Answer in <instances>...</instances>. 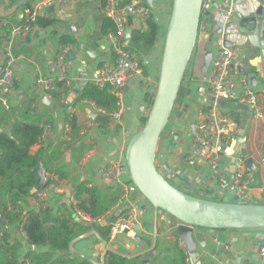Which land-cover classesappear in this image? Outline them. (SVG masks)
Listing matches in <instances>:
<instances>
[{"label":"crops","instance_id":"1","mask_svg":"<svg viewBox=\"0 0 264 264\" xmlns=\"http://www.w3.org/2000/svg\"><path fill=\"white\" fill-rule=\"evenodd\" d=\"M21 1L17 0L13 7L9 6V0L5 6H2L0 1V20L6 23V27L0 29V73L4 65V43L12 28L24 24V9L38 7L41 16L27 37L15 40L13 48L17 58L14 74L15 86L4 92L7 108L0 102V133H10L15 122L39 126L42 129V134L38 137V141L30 147L29 155L34 157L39 154L43 147H46L44 144L48 142L52 147L45 159L46 163L47 160L51 161L53 167H48L42 161L48 178L47 185L34 194H32V189L31 197L26 202L20 203L15 212L24 217L29 212H50L54 217L63 214L71 217L73 222L81 224L77 214L80 209L78 202L75 201L74 193L79 184L86 183L88 188L99 187L102 202L110 207L104 215L95 218H106L121 195L124 184L122 181L115 187L106 185L102 181V170L109 161L125 153L131 136L142 128L141 121L149 114L160 73L172 0H156L153 3L154 16L161 26V33L157 46L150 52L131 41V30L136 28L146 30L148 26L145 27L136 20H131L128 24L127 31H130V38L125 35L124 46L128 50L135 51L141 57L145 77L144 80L142 78L140 82L128 88L126 93L129 107L126 116L118 123H113L110 118L101 117L104 114L101 115L97 112L89 103L90 101L80 99L85 88L94 85L96 71L107 63L116 64L118 60V49L108 39L112 32L107 35L104 33L107 19L104 17L102 9L106 0H69L65 5L56 3L52 6L48 4L50 0H26L22 4ZM117 1L119 4L125 5L132 0ZM144 1L146 3V0ZM259 1L264 2V0ZM247 4L240 5L239 8L244 9ZM38 20L41 22L37 23ZM239 22L234 17L225 32L235 44L239 41L237 37ZM213 29V26H208L209 38L214 32ZM225 33L222 36L214 35L213 43L221 46L223 37L226 36ZM69 40L71 42H67ZM220 46L212 49L209 44H206L195 53L194 62L190 65V72L186 75L183 83L185 93L182 105L174 111L173 119L170 120L160 141L157 166L164 174L167 173L164 167H170L175 175L174 181L183 184L186 192L194 189L196 195L206 196V199L212 195L213 200H217L214 198L219 196L216 190L220 189L221 178L233 181L239 168L248 167L255 180L250 188L253 205H264V163L262 162L264 158V122L253 120L250 112L243 109L244 105L232 101L233 104L228 105L224 111L220 110L224 115L235 119L240 125V130L236 139L229 144L218 174H215L206 164L197 163L190 166L185 162L194 154L193 124L195 117L200 109L206 107L205 104L197 102L201 89L206 85L201 73L203 55L206 49H210L216 56ZM235 46L241 47V45ZM242 47L244 56L241 61V69L243 73L251 76V85L262 94L261 99L264 104V59L259 49L250 45ZM62 55L65 56L67 66L65 80L57 84L51 98H48L37 87V81L58 77L55 64ZM147 77L150 78V85L145 82ZM253 78H256L255 82L252 81ZM208 94V89L205 88V95ZM45 97L49 100L48 103L42 99ZM104 116L108 117L107 114ZM73 119L80 129V133L76 137L72 136L71 141H68L65 140V136L68 134L67 130H70L71 137L70 121ZM252 122L256 126L250 130ZM47 124L51 125L52 130L49 132V136L43 138L44 127ZM77 144H80V147L71 150ZM92 146H97L103 156H97L96 160L87 168H83L81 164L83 155ZM170 146L171 149H169ZM78 150L82 151L81 155L77 154ZM55 152H58V156L52 160ZM248 160L253 161L255 168L246 164ZM63 165H67L66 171L70 173L69 178L65 180H61L55 173V170ZM167 174L171 177L169 173ZM123 176L128 175L124 174ZM128 179L130 183L129 176ZM53 188L55 191H52ZM128 189V200L123 203L120 210L113 211V213L119 217L121 215L128 216L130 209L136 207L138 223L132 231L119 235L114 242L109 241L108 237V246L112 247L117 255L134 256L147 249L153 238L157 236L158 243L153 251L155 257L151 260V264H187L185 255L187 252L189 256L187 250L180 248L171 250L170 247H166L171 240H175L174 235L169 237L172 230L168 221L171 218L165 213H156L136 187H128ZM41 193L46 195L43 196ZM227 197L228 201H234V196L227 195ZM12 208L10 204L8 209ZM24 217L19 223L10 225L6 222L2 223L5 226L3 232L0 233V245L3 244L5 235L10 247L17 246L15 251L18 256V264L27 262L44 264L47 255L52 253V250L49 246H35L29 242L23 230L26 221V217ZM172 223H175L173 219ZM85 225L88 228L85 234L92 230L98 232L97 227L103 226L102 224L94 226L93 229L90 228L91 225ZM193 236L197 242L198 262L196 264H260L258 260L259 247L253 244L257 241L258 236L264 242V230L218 231L195 228ZM140 238H145L146 241L143 243L139 240ZM99 244L97 238L91 237L75 244V249L90 258H93L98 252V261L105 264L107 249L94 250ZM60 255L57 252L54 253L53 259ZM69 255L72 256L70 259L73 260V257L77 259L75 262L82 261L75 255L70 253ZM181 256H184V260ZM34 258L39 259L40 263ZM144 259H147V256L143 259L135 258L134 261L136 264H142ZM87 264L91 263L87 262Z\"/></svg>","mask_w":264,"mask_h":264},{"label":"built area","instance_id":"2","mask_svg":"<svg viewBox=\"0 0 264 264\" xmlns=\"http://www.w3.org/2000/svg\"><path fill=\"white\" fill-rule=\"evenodd\" d=\"M0 1L2 6L8 3V0ZM233 1L203 0L202 20L195 53L206 44H209L208 26L211 22L216 23V28L223 29L227 24L232 22L236 15ZM68 2L69 0H50L48 4L50 6L56 3L65 5ZM154 11V6L153 8L149 7L144 0H132L125 5L119 4L117 0H106L103 6L102 13L104 17L111 20L116 26V32L111 33L108 39L118 49V60L116 64L107 63L99 68L95 73L93 84L100 91L108 89L116 99V107L112 112L107 113L105 110L97 107L95 103L91 101L89 103L97 112L107 114L113 123L122 121L126 116L129 107L126 89L130 82L137 77H142L143 80L145 77L144 69L141 65V57L135 51L128 50L124 46V38L128 30V24L131 20H136L146 27L151 17L154 16ZM23 14L25 16L24 24L12 28L4 43V65L0 73V102L6 108L7 102L4 97V92L13 89L15 86L14 74L17 61L13 50L15 40L27 37L33 30L37 19L41 16L38 7L26 8ZM211 17L212 21L210 20ZM5 27L6 23L0 20V29ZM243 56L244 48L240 46L231 48L221 47L216 56H213L205 83L209 92L208 96L214 98L215 104H205L206 107L197 112L193 124L194 154L185 160L190 166L203 163L215 174H218L221 161L226 153V146L235 140L239 134V123L235 119L220 112L216 107L218 100L233 101L237 104L244 105L249 109L253 120L264 122L262 94L252 87L251 76L243 73L241 69ZM55 66L58 71V77L56 79H40L37 81V87L48 98H51L52 93L56 90L57 84L65 80L67 66L64 55L58 58ZM145 82L147 85H150V78H145ZM156 88L157 82L154 95ZM44 128L43 138L49 136V132L52 130L49 124L45 125ZM69 131L67 130L68 134L65 136V140L71 141ZM97 156L101 157L103 153L97 146H92L83 155L81 161L82 167L87 168L96 160ZM262 162L264 163V158ZM124 166H126L125 153L109 161L102 170L101 177L103 183L114 187L121 184V177L124 175ZM254 182L255 180L251 169L241 167L235 173L233 181L221 178L219 188L226 195L238 198V202L241 204H253L250 188ZM122 189L121 195L114 203L106 218H92L80 210L77 211L80 221L91 226H99L109 218L115 217V221L107 225L110 228L109 241L111 242H114L119 235L132 231L138 223V209L136 207L130 209L128 216L121 215L119 217L113 213V211L120 210L123 203L129 198L128 187L123 185ZM41 194L43 196L46 195L44 193ZM185 255L186 263L191 264L188 253L186 252ZM258 260L260 264H264V247H259ZM105 261H107L106 258ZM25 264L32 263L27 262Z\"/></svg>","mask_w":264,"mask_h":264},{"label":"water","instance_id":"3","mask_svg":"<svg viewBox=\"0 0 264 264\" xmlns=\"http://www.w3.org/2000/svg\"><path fill=\"white\" fill-rule=\"evenodd\" d=\"M25 1L22 0L20 3L22 4ZM155 1L146 0V4L153 8ZM245 3H248L247 6L244 9H240L239 6ZM233 5L236 10L235 17L240 21L237 34L239 41L235 44L226 35V27L224 29L216 28V23L211 22L210 25L213 26L214 32L208 40L209 45L213 47L214 35L222 36L225 33L226 36L223 37L221 47L231 48L235 45H241V47L250 45L255 49H259L264 59V2L259 0H234ZM202 6L203 0H172L153 104L146 123L129 140L125 152L126 166L123 167V173L129 176L133 185L151 204L155 212H163L171 218L168 221L172 230L169 237L174 235L175 240H171L166 247H170L171 250L179 248L187 250L192 264L198 262L197 242L193 236L195 228L218 231L264 230V205L241 204L238 202V198H234L233 202L225 203L192 196L170 184L166 180L164 173L157 166V153L161 136L170 123L185 81L187 68L195 54L202 20ZM210 20L212 21V17ZM126 37L130 38V31H127ZM237 37L235 36V39ZM213 56V50H205L201 67L204 82L206 81V75ZM141 80L142 77L135 78L128 85L126 92L131 85ZM255 80L256 78H253L252 81L255 82ZM205 88L206 85L201 89L197 102L214 105V98L205 95ZM42 99L45 100V103L49 101L46 97ZM242 107L248 113L250 112L246 106ZM78 147H80V144L73 146L71 150H76ZM169 149H171V146ZM246 164L251 168H255L252 160L246 161ZM164 170L172 178L175 177L170 167L166 166ZM32 172L38 175L36 187L32 190V194H34L47 185L48 178L42 161L39 162ZM52 191H55V189L53 188ZM217 198L215 197V199ZM115 219V217H112L103 222L102 225L107 226L108 223L114 222ZM172 219L175 223H172ZM90 228L94 229V226H90ZM91 237L97 238L100 242L94 248L95 251L107 249V253L116 254L114 249L108 246L107 241L96 230H92L72 241L69 246V253L91 264H101L98 261V252L93 258H90L75 249V244ZM139 240L143 243L146 241L145 238H140ZM157 243L158 239L155 236L147 249L134 256L122 257L143 259L147 256V259H144L142 264H151V260L155 257L153 251L156 249ZM253 245L264 247V242L258 236L257 241ZM105 264H107L106 261Z\"/></svg>","mask_w":264,"mask_h":264},{"label":"trees","instance_id":"4","mask_svg":"<svg viewBox=\"0 0 264 264\" xmlns=\"http://www.w3.org/2000/svg\"><path fill=\"white\" fill-rule=\"evenodd\" d=\"M17 0H9V6H15ZM26 8V7H25ZM41 21L38 20L37 23ZM132 25V24H131ZM116 32L115 24L107 19L104 27V33ZM161 26L152 16L148 22L146 30H131V41L133 44L140 45L147 52H150L157 46ZM67 42H71L70 40ZM66 43V42H65ZM185 93L183 88L180 91L181 96ZM80 99H86L97 105V107L105 110L107 113L112 112L116 106V99L108 89L104 91L98 90L94 85L88 86L83 91ZM153 101L151 103V106ZM102 115V114H101ZM105 115V114H104ZM102 115L103 118H109ZM147 121V116L142 119V127ZM71 138L78 136L80 129L75 119L70 121ZM42 134V129L34 124L15 122L10 131L0 133V233L3 232L6 222L8 225L19 223L24 217L22 214L16 213L18 205L27 201L31 197V190L36 187L38 176L32 171L38 166L40 161L45 165L53 167L51 161L45 156L52 147L46 142L39 154L32 157L29 155L30 147L38 141V137ZM77 154L81 155L82 151L78 150ZM58 152L52 156V160L56 159ZM47 167V168H48ZM67 165H63L55 170V173L61 180L69 178V172L66 171ZM51 183V181H49ZM75 201L78 202L79 209L92 218L104 215L109 206L102 202V194L99 187L88 188L86 183L79 184L74 193ZM216 201V200H213ZM10 204L12 209L9 210ZM25 225L23 227L29 242L35 246H49L52 253L46 257L44 264H87L86 261L75 262L77 259H70L69 246L71 242L87 231V226L83 223L73 222L71 217L61 215L54 217L50 212H29L27 213ZM24 217V218H25ZM97 230L101 237L108 242L110 228L108 226H99ZM6 243L5 245H3ZM3 246L0 245V264H18V256L15 248L10 247L7 242V236H3ZM61 254L58 258L53 259L54 253ZM107 264H136L135 259H127L112 252L107 253ZM184 260V256H181ZM40 263L39 259L34 258Z\"/></svg>","mask_w":264,"mask_h":264},{"label":"rangeland","instance_id":"5","mask_svg":"<svg viewBox=\"0 0 264 264\" xmlns=\"http://www.w3.org/2000/svg\"><path fill=\"white\" fill-rule=\"evenodd\" d=\"M157 7H158V6H157ZM161 10H162V9H161ZM229 27H230V25L227 24V25H226V28H225V32H227V30H228ZM226 29H227V30H226ZM213 45H214L213 47H218V46H220V45H218L217 43H215V44H213ZM213 47H211V48L213 49ZM220 47H221V46H220ZM194 59H195V54L193 55V57H192V59H191V61H190V63H189V66H188L187 71H186V75L188 74V72H190V71H189V70H190V65L192 64V62H194ZM183 87H184V86H182V89H183ZM182 89H181V90H182ZM182 102H183V96L179 95L178 100H177L176 105H175V109H174V111L176 110L177 107H179V106L182 105ZM230 104H233V102H232V101H225V100H218L217 103H216V107H217L219 110L224 111L225 108H227L228 105H230ZM173 115H174V112H173ZM173 115H172V117H171V120L173 119ZM254 126H256V125H255V123L252 122V124H251V129H250V130H253V129H254ZM165 132H166V130H165ZM165 132L162 134L160 141L162 140V138H163ZM159 144H160V143H159ZM228 147H229V144L226 146V151H227ZM157 156H158V155H157ZM156 162H157V161H156ZM160 170H161V169H160ZM161 171H162V170H161ZM163 173H164V172H163ZM164 176H165L166 180H167L170 184H172L174 187H176V188H178L179 190L184 191V192L187 191V190L184 188V186H182L183 184L178 183V182H175L174 179L171 178L167 173H165ZM122 181H123V182H122ZM121 182H122L124 185H126L127 187H129V188H131V187H135V186L133 185L132 182L129 183L128 176H122V177H121ZM216 191L219 193V198H218L216 201H219V202H225V203H226V202H227V203L230 202V201L227 200L228 197H227V195H226L224 192H222L220 189H217ZM187 193L190 194V195H192V196L198 197V198H202V199H206V198H207L206 196H205V197H203V196L201 197V196L196 195V194L194 193V189H191V190L188 191ZM208 199L213 200L212 197H208ZM214 199H215V198H214ZM160 213H163V212H160Z\"/></svg>","mask_w":264,"mask_h":264}]
</instances>
